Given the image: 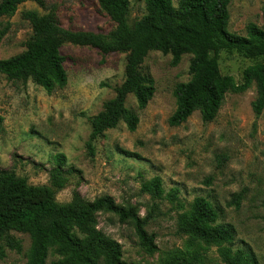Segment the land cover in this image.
I'll return each instance as SVG.
<instances>
[{
	"label": "rangeland",
	"instance_id": "374dc122",
	"mask_svg": "<svg viewBox=\"0 0 264 264\" xmlns=\"http://www.w3.org/2000/svg\"><path fill=\"white\" fill-rule=\"evenodd\" d=\"M29 1L17 13L3 18L0 30V60L25 50L32 34L22 18L28 10L47 14L55 10L61 25L74 31L109 33L115 23L103 13L97 0ZM178 7L179 0H172ZM1 2V0H0ZM264 0H230L229 31L245 36L251 23L264 27ZM146 0H130L129 23L146 15ZM68 76L65 88L48 93L29 81L12 82L0 73V171L13 170L29 185L55 191L57 203L70 204L75 195L84 202L111 197L122 208H133L155 236L158 251L148 255L138 243L134 224L122 223L110 213L97 215L98 229L122 246L125 264H193L184 261L188 237L180 231V216L190 211L193 201L206 198L219 213V223L236 232L234 248H250L258 264H264V112L257 118L252 110L257 90L228 93L210 123L199 111L185 123L172 127L169 119L176 110L174 91L190 80V55L179 65H171V55L150 52L142 72L155 83V94L147 107L139 109L134 95L126 100L128 110L139 117L136 131L125 123L106 131L94 142L90 155L89 119L103 111L125 80V54L103 55L99 50L66 45L61 49ZM236 52L223 51L220 70L241 83L244 71L254 64ZM64 155L61 166L67 171V184L58 189L51 181L59 167L56 157ZM159 177L165 195L157 198L146 192V182ZM178 189V201L167 194ZM242 195L239 207L230 203ZM22 241V253L6 248L0 264H25L30 238L12 232ZM4 243L0 241V245ZM206 264H224L216 246L203 245Z\"/></svg>",
	"mask_w": 264,
	"mask_h": 264
},
{
	"label": "trees",
	"instance_id": "16d2710c",
	"mask_svg": "<svg viewBox=\"0 0 264 264\" xmlns=\"http://www.w3.org/2000/svg\"><path fill=\"white\" fill-rule=\"evenodd\" d=\"M29 1L1 0L0 23L14 16L19 7ZM100 10L114 23L109 33L74 31L59 22L55 10L40 14L35 10L22 13L32 29L24 43L25 50L12 58L0 60V73L12 82L27 84L32 81L48 93L63 89L68 83L61 49L66 45L99 50L103 55L125 54V80L115 89L116 95L104 104L103 111L89 119L91 135L88 142L94 155V142L106 131L125 123L134 132L139 117L126 107L129 95H134L143 110L155 94L154 80L142 72V65L150 52L171 55V65H179L183 56L190 55L191 78L177 85L174 95L176 110L169 119L172 127L185 123L199 111L206 123L214 121L228 93L241 94L256 87L257 96L252 110L257 118L264 112V27L251 23L246 35L229 31L230 0H146V15L133 25L129 23L130 0H97ZM264 19V7H263ZM7 30H0V40ZM223 51L236 52L256 62L244 71L241 83L220 70ZM0 116V129L3 125ZM59 167L51 173L54 187L67 184V171L61 166L64 155L56 157ZM143 189L157 198L165 195L162 180L156 177ZM179 190L173 189L167 197L178 201ZM242 195L230 203L239 207ZM110 213L122 223L132 222L140 248L148 255L158 251L155 236L145 230V223L133 208L118 206L111 197L84 202L79 195L67 205L57 203L55 191L44 186L29 185L13 170L0 171V261L6 257V248L22 253V241L12 232L27 234L30 248L25 264H125L121 244L98 229L97 215ZM179 228L188 237L184 261L206 264L203 245L216 246L224 264H258L250 248H234L235 229L219 223V213L202 197L196 198L190 211L179 218ZM180 258L176 257L173 264Z\"/></svg>",
	"mask_w": 264,
	"mask_h": 264
}]
</instances>
